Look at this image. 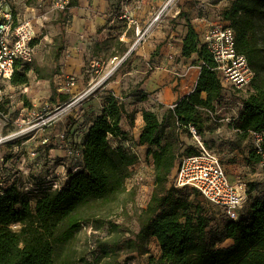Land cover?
I'll list each match as a JSON object with an SVG mask.
<instances>
[{
	"label": "trees",
	"instance_id": "1",
	"mask_svg": "<svg viewBox=\"0 0 264 264\" xmlns=\"http://www.w3.org/2000/svg\"><path fill=\"white\" fill-rule=\"evenodd\" d=\"M178 15L184 16L187 28L181 57L196 55L200 71L193 91L179 99L161 120L150 109L139 111L143 125L137 145L146 147L154 178L148 202L135 214L138 230L132 232L108 219L122 205L123 198L134 197V189L128 190L126 182L130 168L139 162L136 153L122 148L118 142L127 136L120 127L121 121L131 120L138 112L128 113L123 102L108 92L83 137L82 167L70 174L63 189L43 194L33 202L12 188L0 191V264H56L57 260L59 264H76L73 256L57 257V248L69 245L82 226L93 225L97 220H106L107 235L94 239L92 259H82L83 264H127L135 256L148 255L153 239L159 255L150 254L147 264H264V190L262 197L251 199L256 187L246 183L247 202L238 219L223 217L219 222L224 238L232 243L216 247L208 228L220 219L193 205L192 195L200 198L197 191L177 189L170 184L177 160L195 154V149L178 155L179 139L172 133L165 134V119L173 129L192 127L200 136L203 116L215 112L222 92L216 63L206 44L200 41L187 14L180 11ZM222 20L234 32L236 52L245 57L254 73L252 92L237 119L230 123L241 139H246L252 133L264 132V30L259 24V20L264 21V0H231ZM39 71L31 64L19 66L10 85H28L30 72ZM66 98L53 91L50 102L61 104ZM135 100L137 104L146 103L148 96L142 93ZM261 147L264 151V140ZM249 160L260 164L262 157L256 148L250 152ZM12 225L19 227L13 230Z\"/></svg>",
	"mask_w": 264,
	"mask_h": 264
},
{
	"label": "built area",
	"instance_id": "2",
	"mask_svg": "<svg viewBox=\"0 0 264 264\" xmlns=\"http://www.w3.org/2000/svg\"><path fill=\"white\" fill-rule=\"evenodd\" d=\"M42 1H45L47 9L51 13L62 15L67 24L72 23L70 8L73 0H41L40 3ZM173 1L168 0L165 6ZM23 4L25 9L35 13L34 6ZM112 17L126 21L129 25L134 24L126 3L121 9L117 11L115 9ZM34 18V14L30 17L22 15V10L19 9L16 0H0V120L3 121V126L12 127L11 132L0 135V191L12 188L21 197H27L30 202L43 194L60 191L67 185L70 174L81 169L83 163L81 144L90 121L97 112V109L91 111V100L97 99L98 107L101 108L103 97L109 92L104 90L103 96L97 97L98 89L101 86L98 85L100 82H95V78L101 74L102 66L98 61H92L83 67L80 74L81 80L86 86L77 92L72 91L78 84L77 77L58 76L61 81L57 87H54V91L67 97L61 104L50 102L52 108L48 104L43 107H33L29 103V106H26L22 98L24 95H21L17 103L21 104L20 109L9 108V103L11 104L12 101L3 99L2 85L12 89H27L29 85L28 83V85L13 87L10 85V80L19 66L32 64L40 45L41 35ZM160 20L161 14H155L152 22L148 23L145 28L134 32L137 39L131 48L120 55L116 54L117 51L108 58L117 59L118 56H122L120 59L125 63L124 60H127L135 47L144 41L149 31L158 25ZM101 28V25L97 27L98 30ZM124 36L125 33L122 34V37ZM203 43L206 44L216 63L215 71L222 89L218 102L225 101L231 96L239 98L237 101L238 111L227 119L229 123H233L243 108L244 101L252 92L251 81L254 73L245 57L236 52L234 32L229 26L211 24L203 34ZM64 66L65 61H61L59 67ZM147 66L150 71L157 68L153 62H148ZM88 101L90 102L88 103ZM73 108H79L80 111L73 116L75 121L72 126L61 127L60 130L50 135L51 129L58 125L62 117ZM21 111L27 113L25 118L19 119ZM29 119H32L34 123L24 129H17V127H21L17 123L18 120L22 125L26 120L30 123ZM189 130L198 142V146L195 148V154L182 156L177 160L170 176V184L177 189L197 191L203 200L214 208L220 209L219 212H215L217 218L237 220L247 202L246 183L231 182L217 156L200 143L199 137L196 136L192 127H189ZM37 134L40 135L36 137ZM251 136L255 141L257 153L262 157L260 165L264 167V151L261 147L264 132L252 133ZM55 148H59L61 154L56 158L50 154L57 151ZM1 149L3 150L1 151ZM21 158L29 160V166L24 167L27 171H24L20 165L18 166ZM56 163L60 166L59 168L64 170L63 172L56 169L48 170L44 172L42 179L30 174L32 168L39 170L44 165L49 168ZM18 227L19 225L11 226L13 230Z\"/></svg>",
	"mask_w": 264,
	"mask_h": 264
},
{
	"label": "rangeland",
	"instance_id": "3",
	"mask_svg": "<svg viewBox=\"0 0 264 264\" xmlns=\"http://www.w3.org/2000/svg\"><path fill=\"white\" fill-rule=\"evenodd\" d=\"M16 1L18 2L19 9L22 10V15H24L25 17H30L32 14H34L35 18L33 20L37 22V25L39 27L41 35L40 45L31 65L34 68L40 69V71L39 73L32 72L29 74V85L27 89H12L8 86L2 85L1 93H3V99H9V101H12L11 104L9 103V108L12 107L11 109L15 110H18L21 107V104H17L21 98V95H24L26 101L28 100V103H30L33 107H43L44 105L48 104L49 107L52 108L53 106L50 103V98L53 97L54 87H57V85L61 81L58 76H73L77 77L78 79L81 78L80 75H78V72H73L71 70L73 68L72 65H74V63L71 61H73L72 59L76 57L74 53L76 48H79L80 41L75 42V40L71 36L70 27L72 23L67 24L64 21L62 15L51 13L47 9L45 1H42L41 3V0ZM175 1L176 0H174L168 6H164V8H162L163 6L159 5L155 6L154 10L156 11V13L161 14V25L164 23H169V26L171 27V25L174 24V19H172L171 16L167 14L165 8L168 7L170 9L173 7L175 10ZM230 1L231 0H191V2L194 3L196 10H198L200 14H204L206 16H210L211 14V19L216 23V25L220 26L228 25L221 23V21H223L221 19L222 13L226 8H228ZM122 2L123 0H115V4H117L116 11L120 9ZM142 2L143 0H129V5L137 7V10H139L142 7ZM23 3H26V6L29 4L34 6L36 8L35 13H31L29 10L25 9ZM201 5H213L219 7H209L210 10H213L212 12H208L207 10H205L206 12L202 13L200 12ZM178 17H180L181 19L180 23L186 26L184 16L178 15ZM259 19H261V17H259ZM259 24L260 27L264 30V21L259 20ZM143 25L144 24L141 21L140 26L142 28L144 27ZM177 33L180 34V28ZM176 38L177 36H173L170 39V42H172V44H175L177 42ZM79 49H77V52L79 51ZM118 51H120V49H118ZM85 53L86 55L79 57V59L82 60V67H86L92 61H98L102 66L101 74L97 78H95V82H100L98 85L99 87L101 86L97 92L98 98H100V96H103L104 90H108L116 97H118V102H123L128 113H139L141 108L145 107L147 109L149 107L148 100L146 103L137 104L133 96V93L136 91V86L141 81L138 80V78H134L133 73L135 71L144 70L146 76L150 72L148 66L146 65L147 63L145 64L143 61L137 62V60L134 59V52H132V54L127 58L126 61L124 60L125 63H123V61H121L120 59L122 56H118L117 59H110L108 58L109 56L103 55V53H97L96 51H94V44L93 50L91 52L86 51ZM151 56L153 57V55ZM61 61H65L64 67H59V63ZM153 64L158 66V64H156L155 62H153ZM195 65L199 67L200 64L198 63V61H196ZM45 76L47 77V79L42 78ZM81 85L82 86L80 88L86 86V84L82 82V80ZM238 100L239 98L235 96L228 97L227 100L220 101L215 105L216 114L215 112L204 114L202 135L198 136V134H196V136L199 137L200 143H202L209 151L217 156L231 182L235 183L237 181H241L244 183H251L255 185L256 189L250 194V198L252 199L253 197L263 196L264 167H262L260 164H253L249 160L250 152L255 149V141L253 137L249 135L246 139H241V137L227 121L228 117H231L234 112L238 111ZM89 102L90 101H88V103ZM95 102H97V105V99L91 100V107H93V104ZM78 111H80L79 108H73L69 112H67V114L62 117L61 121L58 122V125L51 129L50 135H52L53 132L60 130L61 127H64L66 125L72 126V123L75 121L73 116ZM26 113V111H21L19 119L25 118ZM136 114H134L131 120H124L123 123H120L121 129L127 133V136L125 139L123 138L118 141L119 145L122 148L136 153L139 158V162L135 166L130 168L131 175L126 182V188L128 190L134 189L135 195L133 198H123L121 201L122 205L115 208L112 215L108 218L112 222L121 225L125 229H129L132 232H136L138 230L135 214L140 209L144 208L145 204L148 202L153 187L154 178L152 160L146 155V147L137 145L138 137L141 131V125H138L136 123ZM161 119L162 118L159 117V120ZM29 121L30 123H28V121L26 120L25 124L21 125L20 120H18L17 123L21 127H17V129H24L34 123L32 119H29ZM131 122H133V126H130ZM11 130V126H3V121L0 120V135L9 133L11 132ZM169 133H172L179 139L178 155L180 156L185 155L184 153L186 149H195L198 146V142H196V140L193 138L189 129H173L168 119H165V134L167 135ZM39 135L40 134H37L36 137H38ZM55 149L57 151H53L50 154H52V156L54 155V157L56 158V156L61 154L59 148ZM2 150L3 149H1V151ZM19 165L22 169H24V167L29 166V160H24L23 158H21L20 162L18 163V166ZM46 167L47 166L44 165L39 170L38 168L36 170L32 168L30 172L31 176L32 174H34L39 177V179H42L44 172L48 170L54 171L56 169L61 172L64 171L62 168H59L60 166H58L57 163L49 166V168ZM24 171L27 170L24 169ZM187 193L190 194V192L188 191ZM191 201L194 206L198 205L199 207H202L208 213V215L215 212L217 213L220 210L214 208L211 204L203 200L201 197L198 198L197 194L192 195ZM201 202H203V205H201ZM222 218L223 217L217 218L220 220L212 222V224H210L208 228V233L210 234L211 239L215 240L216 247H228L232 243L231 240L225 239L224 235L222 234L223 226L222 223H219ZM96 226H99L100 229H96ZM107 229L108 227L106 224V220H97L93 225L82 226L75 239L69 245L57 248V257L59 255L61 257H65L67 255L71 257L73 256L76 264H83L81 262L82 259L91 261L93 252L95 251L93 241L97 236L105 237L107 235ZM150 254L159 255V248L156 241L154 240L150 242L148 255L141 257L135 256L133 259L128 260L127 264H146V260ZM123 259L124 256L120 258V261H122ZM56 264H59L58 260Z\"/></svg>",
	"mask_w": 264,
	"mask_h": 264
},
{
	"label": "crops",
	"instance_id": "4",
	"mask_svg": "<svg viewBox=\"0 0 264 264\" xmlns=\"http://www.w3.org/2000/svg\"><path fill=\"white\" fill-rule=\"evenodd\" d=\"M167 1L143 0L142 7L137 10V7L129 5V0H123L120 9L126 3L127 8L130 10V16L134 21L133 25H129L126 21L124 22L112 17L113 12L117 9L115 0H73L75 6H71L70 8L72 17L70 32L75 42L80 41V49L76 48L74 53L76 57L74 59L70 58L73 60L71 62L74 63L71 70L78 72V75L82 73L83 64H81L82 60L79 57L86 55V51L91 52L93 50V44L94 51L107 56L116 53L118 49L120 51L116 54L120 55L122 49L132 47L134 41L137 39L134 32L142 30L148 23L152 22L153 16L157 14L154 10L155 6L159 5L164 8ZM174 6H176L175 10L173 7L170 9L168 7L166 8L167 14L174 19V24L170 27L169 23L161 25V22H159L158 25L149 31L144 41L133 50L135 53L134 59L137 62L143 61L146 64L152 61L158 64L157 68L150 71L146 76L144 70L133 73L134 78L141 80L136 86V91L133 93V96L134 99H137L140 94L145 93L149 101V107L147 109L156 112L157 116L161 118L169 109L173 108L179 99L193 91L200 71L199 67L195 65V61L197 60L196 55L190 58L181 57L182 40L187 33V28L184 24L180 23L181 19L178 17V13L182 11L187 14L188 19L198 32L199 39L202 42L203 34L208 27L211 24H216L211 19V14L210 16L200 14L191 0H176ZM209 7L219 6L201 5L200 12L204 13L206 12L205 10L212 12L213 10H210ZM141 21L144 24L143 28L140 26ZM221 23L228 24L225 21H221ZM99 25L102 26V31L97 29ZM179 28L180 34L177 33ZM123 33H125L124 37H122ZM173 36H177V42L175 44L170 42ZM77 49H79L78 52ZM80 79H78L76 88L72 90L73 92L81 89ZM96 103L91 107L92 111L95 107H98ZM124 120L127 121L123 119L121 123ZM142 125L143 123L141 127ZM153 240L155 241V239Z\"/></svg>",
	"mask_w": 264,
	"mask_h": 264
},
{
	"label": "bare ground",
	"instance_id": "5",
	"mask_svg": "<svg viewBox=\"0 0 264 264\" xmlns=\"http://www.w3.org/2000/svg\"><path fill=\"white\" fill-rule=\"evenodd\" d=\"M136 123H137L138 125H141V124L143 123V119H142V115H141V113H137V114H136Z\"/></svg>",
	"mask_w": 264,
	"mask_h": 264
}]
</instances>
